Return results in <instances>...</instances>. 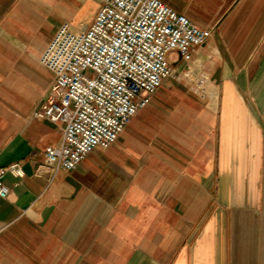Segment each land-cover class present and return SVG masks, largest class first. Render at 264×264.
I'll list each match as a JSON object with an SVG mask.
<instances>
[{
    "label": "crops",
    "instance_id": "1",
    "mask_svg": "<svg viewBox=\"0 0 264 264\" xmlns=\"http://www.w3.org/2000/svg\"><path fill=\"white\" fill-rule=\"evenodd\" d=\"M212 36L108 149L50 176L56 126L32 118L58 28L96 0H0V264H264V0H161Z\"/></svg>",
    "mask_w": 264,
    "mask_h": 264
},
{
    "label": "built area",
    "instance_id": "2",
    "mask_svg": "<svg viewBox=\"0 0 264 264\" xmlns=\"http://www.w3.org/2000/svg\"><path fill=\"white\" fill-rule=\"evenodd\" d=\"M96 1L93 23L64 22L39 59L54 81L32 118L53 124L62 138L46 148L38 173L73 171L95 148H110L164 80L176 77L167 55L176 51L187 60L212 36L161 0ZM6 173L23 176L18 163L0 177ZM7 194L1 186L0 196Z\"/></svg>",
    "mask_w": 264,
    "mask_h": 264
},
{
    "label": "rangeland",
    "instance_id": "3",
    "mask_svg": "<svg viewBox=\"0 0 264 264\" xmlns=\"http://www.w3.org/2000/svg\"><path fill=\"white\" fill-rule=\"evenodd\" d=\"M77 27H79V26H77ZM176 75H177V72H176Z\"/></svg>",
    "mask_w": 264,
    "mask_h": 264
}]
</instances>
